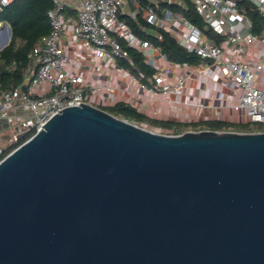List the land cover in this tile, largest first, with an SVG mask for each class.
Segmentation results:
<instances>
[{"label":"water","instance_id":"water-1","mask_svg":"<svg viewBox=\"0 0 264 264\" xmlns=\"http://www.w3.org/2000/svg\"><path fill=\"white\" fill-rule=\"evenodd\" d=\"M0 264H264V131L63 106L0 159Z\"/></svg>","mask_w":264,"mask_h":264},{"label":"built area","instance_id":"built-area-1","mask_svg":"<svg viewBox=\"0 0 264 264\" xmlns=\"http://www.w3.org/2000/svg\"><path fill=\"white\" fill-rule=\"evenodd\" d=\"M13 0H0V9ZM126 0H81L77 8L75 34L91 44L93 54L99 59L115 62L122 58L130 62L118 39L140 51L145 62L153 66V60L146 55L151 47L148 41L137 37L127 23L120 18L124 12ZM264 16V0H250ZM54 2L47 11L51 30L42 36L27 55V64L23 69V80L17 86L0 89V124L10 130L6 146L0 144V157L6 147L15 145L22 138H29L63 106L86 103V85L78 72L67 70L68 57L60 45L63 24L60 18L62 5ZM151 0L141 10L147 20L173 21V11L166 10L162 18L154 11ZM200 16L202 28L181 17L183 31H177L182 46L193 52L202 61H211L223 68L238 88V100L232 105L235 111H242L249 122H264V61L253 65L226 58L219 43L210 37L206 30L214 35L226 36L234 46V53H244L246 47L255 39L264 41V28L255 35L250 30L238 31L236 25L245 20L236 0H190ZM132 17L136 12L129 13ZM10 37L0 39L1 42ZM15 63L11 64L13 68ZM186 75L179 74L173 83H167L160 74L154 73L150 81L141 87L149 95L172 94L183 89ZM140 81V80H139ZM45 86V90L39 91ZM235 94V92H234ZM187 132V131H183ZM181 132V133H183ZM197 132V131H193ZM178 134V133H177ZM26 138V139H27ZM25 139V140H26Z\"/></svg>","mask_w":264,"mask_h":264},{"label":"crops","instance_id":"crops-1","mask_svg":"<svg viewBox=\"0 0 264 264\" xmlns=\"http://www.w3.org/2000/svg\"><path fill=\"white\" fill-rule=\"evenodd\" d=\"M56 1L62 5L60 18L63 28L59 41L68 57L67 70L71 73L78 72L83 76L87 103L104 110L117 102L129 104L148 120L157 123H171L172 126L169 128H164L159 124L153 126L166 129L174 134L183 131L209 130L200 124L209 120H219L235 125L252 123L248 121L242 111L232 109V105L238 100V88L219 65L213 64L209 60H201L202 62L198 65L174 63L168 61L156 47L151 45L146 50V55L152 58V67L155 69V73L160 74L165 82L173 83L182 73L187 77L183 89L179 92L149 95L141 87L139 78L129 69L119 65L118 59L113 63L97 58L93 54L91 44L76 36L77 8L81 0ZM144 1L147 2L146 6L151 3V0ZM167 1L177 2V0ZM143 7L138 0H126L121 16L135 19L139 14L144 21L151 25L169 31L180 43L176 33L179 30H184L180 25V18L183 17L180 13L174 11V19L170 22L157 20L153 22L145 18L141 10ZM165 11L162 16H159L160 18L164 16ZM131 12H136V15L132 17L129 14ZM245 17L243 22L236 25L241 33L251 31V23L246 15ZM8 27L10 28L6 21H0V39L11 38ZM146 32L154 34L153 29H147ZM221 37L219 44L227 59L234 58L248 63V65H253L260 59L264 61V41L259 38L250 43L244 53L235 54L234 46L227 41V35ZM0 43L2 42L0 41ZM45 89L46 87L43 86L39 91ZM143 122L151 124L149 121ZM216 132H238V130L230 127L227 130Z\"/></svg>","mask_w":264,"mask_h":264},{"label":"trees","instance_id":"trees-1","mask_svg":"<svg viewBox=\"0 0 264 264\" xmlns=\"http://www.w3.org/2000/svg\"><path fill=\"white\" fill-rule=\"evenodd\" d=\"M138 1L141 6H145L147 3L144 0ZM236 1L239 10L248 17L251 23V32L258 35L264 28V16L250 0ZM151 5L159 16H162L163 11L168 9L180 13L183 18L199 28L203 26V22L190 0H177L175 3L168 2L167 0H158L156 4ZM53 7V0H13L7 6L0 9V21H6L11 29L9 42L0 50V89L13 88L22 82L23 69L27 64L29 51L42 36L47 35L51 30L47 11ZM120 18L127 23L137 37L148 41L156 47L168 61L187 65H198L202 62L198 56L182 46L169 31L162 27L151 25L147 21H144L139 14L135 19L127 16H120ZM147 29H153L154 34L147 33ZM206 33L211 38L213 37L217 43L222 39L221 36L214 35L210 30H206ZM118 41L130 59L129 62L118 58L119 65L129 69L132 74L139 78L140 82L147 84L148 80L155 73V69L145 62L144 56L140 51L128 46L121 38ZM12 63H15V66L10 68ZM105 111L133 122L149 121L152 125L159 124L164 128L172 126L169 122L157 123L156 121L148 120L144 115L136 111L134 107L123 102H117L105 109ZM200 124L214 131H224L230 127L242 133L259 131L258 129L249 128L248 124L250 123L235 125L219 120H209ZM26 138H22L15 145L6 147L0 159Z\"/></svg>","mask_w":264,"mask_h":264},{"label":"rangeland","instance_id":"rangeland-1","mask_svg":"<svg viewBox=\"0 0 264 264\" xmlns=\"http://www.w3.org/2000/svg\"><path fill=\"white\" fill-rule=\"evenodd\" d=\"M134 123L138 124L139 126H141L143 128H146L148 130H151V131H154V132H157V133L167 134V135L174 134L173 132H169L166 129H163V128H160V127H155V126H153V125H151L149 123L135 122V121H134ZM248 125H249V128H251V129H255V130L258 129L259 131H264V122L250 123ZM10 134H11L10 130H6V128H4V125L0 124V144L2 146H6L7 145L6 142H7V139L9 138Z\"/></svg>","mask_w":264,"mask_h":264}]
</instances>
